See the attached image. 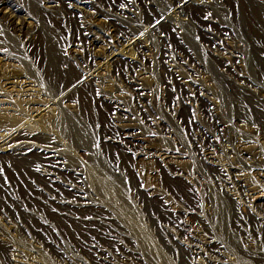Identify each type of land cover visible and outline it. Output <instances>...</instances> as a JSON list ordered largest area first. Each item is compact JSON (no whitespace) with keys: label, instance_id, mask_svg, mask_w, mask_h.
Returning a JSON list of instances; mask_svg holds the SVG:
<instances>
[{"label":"rangeland","instance_id":"obj_1","mask_svg":"<svg viewBox=\"0 0 264 264\" xmlns=\"http://www.w3.org/2000/svg\"><path fill=\"white\" fill-rule=\"evenodd\" d=\"M182 1L0 0V264H264V0Z\"/></svg>","mask_w":264,"mask_h":264},{"label":"bare ground","instance_id":"obj_2","mask_svg":"<svg viewBox=\"0 0 264 264\" xmlns=\"http://www.w3.org/2000/svg\"><path fill=\"white\" fill-rule=\"evenodd\" d=\"M186 0H184V1H182V2H180V4H183V3H186L185 2ZM188 3V2H187ZM7 4V3H6ZM5 4V5H6ZM12 6V5H11ZM180 6V5H179ZM183 6V5H182ZM6 7V6H5ZM8 7V6H7ZM16 10V9H15ZM16 12V11H15ZM12 13V12H11ZM14 13V12H13ZM225 104H226V108L228 109V107H229V105H228V103L226 102V100H225ZM80 141H85V139L83 138V137H80Z\"/></svg>","mask_w":264,"mask_h":264}]
</instances>
